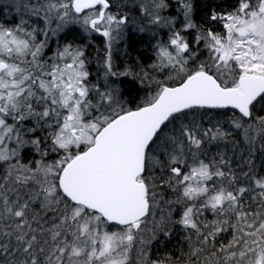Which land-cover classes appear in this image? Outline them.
Instances as JSON below:
<instances>
[{
    "label": "snow or ice",
    "instance_id": "obj_1",
    "mask_svg": "<svg viewBox=\"0 0 264 264\" xmlns=\"http://www.w3.org/2000/svg\"><path fill=\"white\" fill-rule=\"evenodd\" d=\"M0 264H264V0H0Z\"/></svg>",
    "mask_w": 264,
    "mask_h": 264
}]
</instances>
